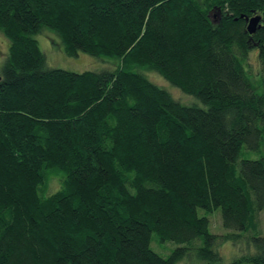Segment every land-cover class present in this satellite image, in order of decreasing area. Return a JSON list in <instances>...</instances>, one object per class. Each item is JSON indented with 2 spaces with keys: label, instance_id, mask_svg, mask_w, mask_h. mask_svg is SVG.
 Returning <instances> with one entry per match:
<instances>
[{
  "label": "trees",
  "instance_id": "obj_1",
  "mask_svg": "<svg viewBox=\"0 0 264 264\" xmlns=\"http://www.w3.org/2000/svg\"><path fill=\"white\" fill-rule=\"evenodd\" d=\"M48 30L105 69L50 67ZM0 33V264H264V0H0Z\"/></svg>",
  "mask_w": 264,
  "mask_h": 264
},
{
  "label": "rangeland",
  "instance_id": "obj_2",
  "mask_svg": "<svg viewBox=\"0 0 264 264\" xmlns=\"http://www.w3.org/2000/svg\"><path fill=\"white\" fill-rule=\"evenodd\" d=\"M261 15V14H260ZM261 26V25H260ZM36 39L39 42V45L42 51L45 53L47 58V63L50 67L53 68H60L65 69L71 72L81 73L84 71H97L103 70L106 67V64L97 58L86 54H80L79 57H69L67 56L61 49V39L60 37L53 31L48 30L44 33L37 35ZM9 54V41L8 39L0 33V72L6 63L7 57ZM249 62L252 65V71L254 73L260 72L261 61L259 57V50L255 49L250 53ZM150 77V78H149ZM149 80H153L152 82L165 88L169 92L173 93L172 91H176L174 93L176 99L178 96L184 97L186 100L190 102H182L187 106L191 105H201V102L193 96L185 94L180 89L174 87L169 82H167L163 77H161L156 72H150ZM259 77V75H257ZM180 99V97H179ZM178 99V100H179ZM262 149V148H261ZM245 152V150L243 151ZM246 158L249 159H260L264 157V150L262 153L259 151H249ZM245 158V157H244ZM56 183V179L53 180ZM55 187V186H54ZM260 223L262 226V235L264 236V210L260 214ZM210 224H211V231L219 236L225 235L227 231L222 226L221 215L219 212H215L210 216ZM162 246L156 243V241L152 242V248L158 253H168L170 249L173 248L172 244L166 245V248H161ZM245 243H233L232 241H223L220 243L219 247L217 248L220 254L222 255L223 262L225 264L230 263L233 259L238 258L244 253H247ZM166 255V254H164ZM177 264H206L202 261H199L197 257H192L191 259L183 260Z\"/></svg>",
  "mask_w": 264,
  "mask_h": 264
},
{
  "label": "water",
  "instance_id": "obj_3",
  "mask_svg": "<svg viewBox=\"0 0 264 264\" xmlns=\"http://www.w3.org/2000/svg\"><path fill=\"white\" fill-rule=\"evenodd\" d=\"M246 19L248 21L247 31L250 34H255L258 31V29L262 27L261 25L262 17L261 16H256L253 18L246 17Z\"/></svg>",
  "mask_w": 264,
  "mask_h": 264
},
{
  "label": "flooded vegetation",
  "instance_id": "obj_4",
  "mask_svg": "<svg viewBox=\"0 0 264 264\" xmlns=\"http://www.w3.org/2000/svg\"><path fill=\"white\" fill-rule=\"evenodd\" d=\"M259 48H260V47H259ZM259 48H258V49H259ZM259 50H260V49H259Z\"/></svg>",
  "mask_w": 264,
  "mask_h": 264
}]
</instances>
